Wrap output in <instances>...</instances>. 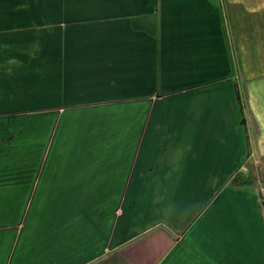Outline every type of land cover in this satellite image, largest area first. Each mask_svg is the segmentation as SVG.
Returning a JSON list of instances; mask_svg holds the SVG:
<instances>
[{"label": "crops", "instance_id": "1", "mask_svg": "<svg viewBox=\"0 0 264 264\" xmlns=\"http://www.w3.org/2000/svg\"><path fill=\"white\" fill-rule=\"evenodd\" d=\"M261 156L264 0H0V264H261Z\"/></svg>", "mask_w": 264, "mask_h": 264}, {"label": "rangeland", "instance_id": "2", "mask_svg": "<svg viewBox=\"0 0 264 264\" xmlns=\"http://www.w3.org/2000/svg\"><path fill=\"white\" fill-rule=\"evenodd\" d=\"M254 156V155H253ZM254 158V157H253ZM252 158V159H253ZM260 163H254V167L252 165L249 166L250 162L244 164L243 171L239 174V176H243L241 180H246L244 183L251 184L256 181L262 182L261 187L255 188V186H243L239 189L238 193L241 195L239 197L238 205L239 209L241 210L242 214L244 213V220H245V228L248 229L250 227L252 232L258 231V240L259 242L258 251H259V258L261 264H264V189L262 188L264 183V156L260 157ZM228 190L231 191L230 188ZM43 201H35L36 206L41 205ZM6 220L0 219V225L6 223ZM28 222V219L26 223ZM6 225V224H4ZM251 232V233H252Z\"/></svg>", "mask_w": 264, "mask_h": 264}]
</instances>
